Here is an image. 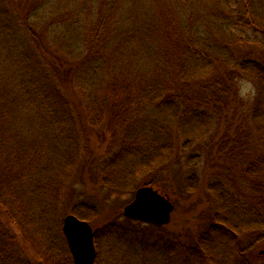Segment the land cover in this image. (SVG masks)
I'll list each match as a JSON object with an SVG mask.
<instances>
[{
	"label": "trees",
	"instance_id": "1",
	"mask_svg": "<svg viewBox=\"0 0 264 264\" xmlns=\"http://www.w3.org/2000/svg\"><path fill=\"white\" fill-rule=\"evenodd\" d=\"M0 48V76L10 83L0 91V117L9 114L32 132L4 134L0 202L38 245L31 255L0 217V264H74L58 211L80 165L93 183L135 193L160 189L159 175L179 153L181 188L197 192L201 154L192 148L221 121L220 178L207 186L213 213L203 227L171 232L111 221L96 234L97 253L105 235L113 244L100 264H257L251 250L264 242V0H0ZM6 55L11 61L1 67ZM243 79L256 94L234 123L227 111ZM93 134L107 145L101 153ZM71 213L92 223L101 208L86 199Z\"/></svg>",
	"mask_w": 264,
	"mask_h": 264
},
{
	"label": "rangeland",
	"instance_id": "2",
	"mask_svg": "<svg viewBox=\"0 0 264 264\" xmlns=\"http://www.w3.org/2000/svg\"><path fill=\"white\" fill-rule=\"evenodd\" d=\"M2 51L4 52V50L0 48V52ZM251 51H254L256 54H258L260 52V49L254 48ZM1 55L2 54H0V56ZM260 56L261 54L259 55V57ZM10 57V55L5 56L6 59H4L1 67H5L6 61L7 63L11 61L9 59ZM1 69L2 68H0V70ZM5 77L7 78V76ZM4 83L10 85L8 80L0 76V91L2 86L5 85ZM235 90H237L238 92L237 101L233 103L232 107L227 112L231 116L230 118H232V122L240 123V116H244L246 115V112H250L249 109L252 106L256 94V88L252 82L247 79H243L242 81L237 82V85H235ZM1 103L5 104V101ZM10 116L11 115L9 114H4L3 117H0V133H2V139L0 140V154H2V143H7V141H5L7 138L4 137V134L12 135V133L7 132L6 130L12 129L13 132L15 131V136H23L24 138H28V136H30L29 134L32 133L30 132V130H23L24 128L20 126L18 120ZM5 123L7 125L6 127L4 126ZM220 123H222V121ZM220 123L215 122L212 125L207 137L203 140H200L192 148V151L195 150L196 152L201 154L199 164H196L195 166V168L197 169L196 171L199 173V176L201 178V184L197 192H194L192 195H188L184 194L181 188V179L183 175L182 163L184 160V156L183 154L180 155L179 153L175 154L176 157H173V161L169 168L164 170L161 175H159L161 180L160 183H157V186H159L160 189H157L153 186L138 187V189L143 187L154 188L158 191V193H160V195L168 198L170 202H172V204L174 205V211L171 214V220L169 224L163 225L167 226L171 232H184L189 230L190 233H194L196 230H199L201 227H203V221H201V219H203L206 214L213 213L212 202L207 191V186L209 183L211 184L212 182L218 180L219 176L215 174H220V139L222 136V132H220ZM222 128H225V122L222 123ZM102 134H105V136H107L108 132L105 130V128L103 129ZM93 135V148L95 152L101 153L102 151L107 149L106 144L101 145L98 142L100 136L98 134ZM85 172L86 170H84L81 165L78 166L72 173L71 177H69L67 183H65L63 186L58 211V218H61L62 220L61 223L58 224H60L63 235L64 220L67 216L73 215L71 213L73 205H76L79 201L86 199L93 200L101 208V214L98 216V218L92 223L88 222L95 231V237L98 232L106 228L108 222H124L126 220L138 221L136 219H130L124 214L125 207L133 202L136 192H111L108 186L102 187L99 183H93L90 178V174L88 172ZM1 203L2 202H0V217L2 221H0L5 225L4 228H7V232L11 233L19 241L23 242L26 245L29 253L31 255H34L36 248H38V245L35 248L30 243H28L24 235L26 230L23 227L21 230L18 224V220L13 217L10 208ZM112 241V239H109V236L104 235L102 237L100 246H98L99 251H101V255L97 253L96 249L95 264L97 262H99L100 264L102 261H106L110 253L109 246H112L113 244ZM251 251L254 252V254L257 256L256 263L264 264V242L255 244ZM112 259L113 256L111 255L110 261Z\"/></svg>",
	"mask_w": 264,
	"mask_h": 264
},
{
	"label": "water",
	"instance_id": "3",
	"mask_svg": "<svg viewBox=\"0 0 264 264\" xmlns=\"http://www.w3.org/2000/svg\"><path fill=\"white\" fill-rule=\"evenodd\" d=\"M174 205L151 187L137 190L135 199L124 209L130 219L163 226L169 224ZM63 232L72 253L74 264H95V232L92 226L74 215L64 220Z\"/></svg>",
	"mask_w": 264,
	"mask_h": 264
}]
</instances>
